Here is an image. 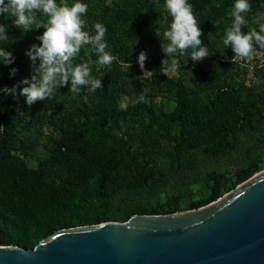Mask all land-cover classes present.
Masks as SVG:
<instances>
[{
	"label": "trees",
	"instance_id": "1",
	"mask_svg": "<svg viewBox=\"0 0 264 264\" xmlns=\"http://www.w3.org/2000/svg\"><path fill=\"white\" fill-rule=\"evenodd\" d=\"M71 1L88 6L84 31L95 35L96 23L107 28L106 51L116 60L98 72L93 66L91 75L102 80V89L94 93L82 87L77 95L62 87L31 108L24 97L0 93V246L33 249L64 229L197 210L263 170L264 90L234 82L235 54L223 45L235 0H188L203 33L202 46L215 62L206 70L190 56L179 57L196 85L168 77L163 57L151 47L153 24L165 19L164 33L171 23L165 0ZM248 2L244 34L247 27L259 31L258 19L264 20V0ZM14 19L0 16L9 37L0 48L15 57L11 65L0 64V88L31 76L25 55L30 37ZM32 31L37 37L45 29ZM141 45L156 58L153 88L125 71L130 59L123 48L135 52ZM86 47L76 64L89 61ZM92 57L97 58L94 50ZM11 68L18 69L13 78ZM141 90L146 102L137 103ZM27 119H45L55 144L33 168L22 157L31 149L21 136ZM199 185L209 196L197 201Z\"/></svg>",
	"mask_w": 264,
	"mask_h": 264
},
{
	"label": "water",
	"instance_id": "2",
	"mask_svg": "<svg viewBox=\"0 0 264 264\" xmlns=\"http://www.w3.org/2000/svg\"><path fill=\"white\" fill-rule=\"evenodd\" d=\"M0 264H264V172L197 210L64 229Z\"/></svg>",
	"mask_w": 264,
	"mask_h": 264
},
{
	"label": "clouds",
	"instance_id": "3",
	"mask_svg": "<svg viewBox=\"0 0 264 264\" xmlns=\"http://www.w3.org/2000/svg\"><path fill=\"white\" fill-rule=\"evenodd\" d=\"M87 10V4L76 2L69 6L66 0H61L59 4L57 0H0V16L14 17L15 26L23 29L22 32L45 29L42 35L36 37L40 43L32 44L25 52L31 61L30 78H24L10 88L2 87L0 93L13 98L18 95L24 97L25 104L31 108L38 101L49 100L58 88L69 82V91L77 95L82 87L93 93L102 89V80L91 75L88 62L74 63L85 45L92 46L98 57L95 64L99 67L110 68L116 60L115 56L106 51L107 28L102 23L93 26L95 35L83 30L87 21L82 17L86 15ZM164 10L171 17V23L163 33L167 43L161 41V50L166 57L162 61V70L177 72L180 67L179 57L183 56H190L194 63L207 59L209 48L202 46L203 33L194 15L193 6L188 0H165ZM249 11L251 5L248 0H235L230 12L232 23L223 38L225 48L231 47L235 54L233 60L251 59L255 52L254 44L264 49V24L260 26L259 31L250 30L247 34L241 31L245 24L243 14ZM37 13L47 17L46 21L39 20ZM8 40L7 27L0 24V42ZM147 59V52L142 50L138 55V64L144 75L153 73L144 70ZM14 61L15 57L10 51L0 48V64L7 66ZM127 65L128 68L131 67L130 64ZM17 71L18 69L11 68L9 78H13ZM145 95V91L141 90L136 102H146ZM120 107L126 109L127 105L121 104Z\"/></svg>",
	"mask_w": 264,
	"mask_h": 264
},
{
	"label": "rangeland",
	"instance_id": "4",
	"mask_svg": "<svg viewBox=\"0 0 264 264\" xmlns=\"http://www.w3.org/2000/svg\"><path fill=\"white\" fill-rule=\"evenodd\" d=\"M57 3L58 4L61 3V0H57ZM66 3L69 6L74 4V2L71 0H66ZM38 19L43 22V21H46L47 17L43 16L41 13H38ZM165 21H166L165 19H162V20L158 19L156 23H154L152 26V32L154 34L156 42L151 47L157 48L158 54L163 57L162 61L166 59L165 55L163 54L161 50V41L162 43H167L163 38V30L166 27ZM262 24H264V20L263 18L260 17L258 19L256 28L257 27L260 28ZM214 27L215 26H213V28ZM252 29L255 30V28L253 27ZM252 29L247 27V29L245 30V33L247 34V32ZM33 33L34 32L32 30L27 32V35L30 37V45L34 43L39 44L40 42L36 39V36H34ZM254 48H255V52L253 56L251 57V59L246 60V61L235 60L238 68H236L234 71L235 72L234 82L238 85L244 84L248 88H252L256 90L257 92H262L264 90V49L256 48L255 46ZM142 50L146 51V48L143 45H141L138 49H136L135 52H132L129 48L128 49L126 47L123 48L124 53L128 54L127 57L128 59H130L129 64L131 65L130 69L125 70V71L131 76L133 75L136 78L147 80L148 86H150V88H153L157 82V80L153 77L154 71L157 67L156 62H155L156 58L148 56V59L145 62L144 70L150 71L153 73L144 75V72L140 69L139 64H138V55ZM85 52H86V55L89 57L88 63L90 64L91 70L93 66L96 67V72H98L102 68H105V67H99L98 65H94L98 57L96 59L92 57L93 49L91 45H87V47L85 48ZM162 61H161V65H162ZM214 63L215 62L209 59V57L201 62V64L205 67L206 70H210L214 66ZM164 73L168 77H179L183 79V81L187 84H190V85L197 84L193 76L192 70L189 68V66H182L180 64V67L177 72L169 73V72L164 71ZM64 87L66 88L67 93L70 92L69 91L71 87L70 82ZM61 88L62 87L58 88L57 91L60 92ZM164 96H165L164 94L158 96L156 98V102L160 103ZM126 101H127V98L123 97L122 102L125 103ZM21 125H22L21 136L25 139L26 144H28L31 147L29 151L27 150V152H29L28 156H24L23 154L21 155H23L22 157H25L28 163V166L33 168L37 166L39 159L45 156H48L54 150L55 144H54V138H53L54 136H53L52 128L45 119L43 120L40 119L38 121H31L27 119L26 121L22 122ZM261 154L264 157V149L262 150ZM262 172H264V168L257 174L262 173ZM194 189L196 193L195 200L200 201L202 199L208 198L209 196L208 191L203 185L196 186ZM235 189H232L229 192L225 193L221 198L233 192Z\"/></svg>",
	"mask_w": 264,
	"mask_h": 264
}]
</instances>
